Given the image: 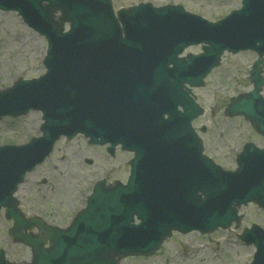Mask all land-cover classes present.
Here are the masks:
<instances>
[{"label": "water", "instance_id": "water-1", "mask_svg": "<svg viewBox=\"0 0 264 264\" xmlns=\"http://www.w3.org/2000/svg\"><path fill=\"white\" fill-rule=\"evenodd\" d=\"M0 8L18 10L48 41L47 73L0 92V116L31 108L43 113L41 138L0 148V207L13 220L9 234L30 247V264H117L128 255L152 254L172 230L207 233L239 224L237 207L248 201L264 208V189L246 190L255 169L249 157L241 156L238 171L229 174L201 155L190 127L201 110L185 88L202 85L226 47L258 43L259 54L264 51V0H243L242 10L217 23L181 6L149 4L118 10L115 17L110 0H0ZM66 22L70 29L63 34ZM197 43L207 44L202 54L177 58ZM260 71L256 64L253 90L232 99L226 114H243L264 133ZM77 132L92 143H109L108 150L121 144L134 152L127 184L97 182L66 229L25 219L12 197L16 185L60 135ZM34 226L37 234L25 232ZM240 238L257 248L252 264H264V231L253 227ZM0 264H13L2 250Z\"/></svg>", "mask_w": 264, "mask_h": 264}, {"label": "rangeland", "instance_id": "rangeland-1", "mask_svg": "<svg viewBox=\"0 0 264 264\" xmlns=\"http://www.w3.org/2000/svg\"><path fill=\"white\" fill-rule=\"evenodd\" d=\"M115 9L139 2L155 6L181 4L187 11L215 21L239 6V0H112ZM46 42L43 37L21 23L15 12L0 11V89L18 78L30 79L44 73L42 58ZM197 48L189 49L191 52ZM253 55L225 54L221 65L207 77L205 86L194 90L198 103L205 113L195 123L206 126L202 135L206 153L223 166L232 167V159L244 141L261 143L263 138L254 134L252 126L243 118H228L224 107L229 98L249 88L247 68ZM39 112L0 119V145L23 144L39 135ZM234 152L230 158L229 153ZM132 154L116 150L110 157L104 147L90 146L78 136L71 140L61 138L52 154L19 186L16 196L21 208L45 218L50 224L64 227L73 215L84 206L85 198L98 179L107 182L127 178L128 162ZM228 157V158H227ZM91 161L90 164L86 160ZM45 178V183L40 182ZM239 227L231 226L211 234L190 232L173 233L160 249L148 257H128L119 264H247L251 261L253 247H246L237 237L241 230L257 223L264 227V210L248 204L240 210ZM8 224L0 215V247H4L19 264L29 260V250L14 245L7 239Z\"/></svg>", "mask_w": 264, "mask_h": 264}]
</instances>
